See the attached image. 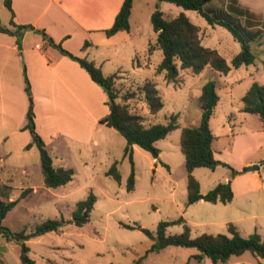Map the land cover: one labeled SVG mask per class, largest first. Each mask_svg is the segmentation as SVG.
I'll return each mask as SVG.
<instances>
[{"label": "rangeland", "instance_id": "obj_1", "mask_svg": "<svg viewBox=\"0 0 264 264\" xmlns=\"http://www.w3.org/2000/svg\"><path fill=\"white\" fill-rule=\"evenodd\" d=\"M157 8L165 13L166 18H173L180 11L186 12L182 7L166 0H135L130 32H123L99 48L110 59L105 67L107 74L117 72L116 64L120 59L129 62L130 50H138L134 54L135 61L142 59L147 64L133 70L126 63L127 70L118 72L119 91L121 94L137 91L145 80L153 79L164 99L162 110L155 116L151 115L140 93L127 101L130 108L144 115L147 123H167L170 115L178 114L180 128L156 142L161 149L159 158L163 162L137 146L134 151L135 187L132 190L127 187L133 166L129 158L124 157L127 140L115 128L107 127L108 140L99 147L91 146L84 158L83 153L76 150H64V164L75 171L73 180L50 192L40 190L38 194L28 192L24 197L20 196L19 206L11 210L3 220V224L12 231L27 233L34 231L37 225L47 219L64 220L59 230L25 241L30 248L28 255L37 264H187L189 255L197 253V248L168 246L160 251H150L154 240L141 228L156 231L162 220L184 217L193 237L209 230L214 233H228L225 227L205 226L201 223L213 215L217 219L220 210L207 212V205L211 204L187 205L188 172L180 147L181 129L200 123L199 97L212 71L211 68H206L200 74H193L188 69H180L176 81L167 80L165 72H156L163 59V52L156 49L149 54L148 50L150 44L156 42L157 34L151 16ZM187 12L194 23L210 32L203 43L217 48L231 62L241 50V43L234 35L224 26H210L206 18L195 10ZM11 15L4 0H0V19L4 24L13 27L9 19ZM124 38L131 42H125ZM251 45L257 55L256 62L233 67L228 75L222 77L219 89L221 99L212 119L213 132L219 136L216 145H226L229 142L227 128L232 122L231 112L238 117L237 128H259L258 115H253L254 120L247 124L240 123L243 114L239 110L242 106L241 97L254 82L264 84V62L260 59L264 50L259 48L260 42L257 40L252 41ZM119 46L121 50L117 51ZM262 150L264 148L260 151ZM115 161H119L121 182L107 174ZM193 174L201 180L203 190L206 191L219 180H223L226 174L230 175L231 170L227 166H219L215 170L199 167ZM34 179L32 184L40 182L39 173ZM90 193L96 196L90 218L83 225H77L73 211L76 204L85 200ZM183 229V224H174L167 228V233L177 234ZM11 241L17 244L12 249L8 264H24L20 260L22 242ZM5 251L6 248L0 247L1 261L4 260ZM246 255H251V252H246ZM205 260V264H211L210 258L206 257ZM188 264L198 263L192 259Z\"/></svg>", "mask_w": 264, "mask_h": 264}, {"label": "crops", "instance_id": "obj_2", "mask_svg": "<svg viewBox=\"0 0 264 264\" xmlns=\"http://www.w3.org/2000/svg\"><path fill=\"white\" fill-rule=\"evenodd\" d=\"M124 1L12 0L15 22L33 25L35 28L28 29L21 36L0 31V187L4 185L11 187L9 191L5 188L1 191L2 193L5 191L4 194L10 192L9 200L20 198L21 193L27 188L30 189L29 193L33 194H38L40 190L50 192L54 189L45 185L40 152L32 142L31 132L26 128L29 108L26 78L29 79L33 95L36 129L54 156L55 165L67 167L64 164L63 151L68 149L83 153L84 158V154L91 146L99 147L108 140L107 127L113 128L100 123V119L109 113L107 93L103 87L92 79L78 61L51 45L48 38L37 29L45 30L55 42L74 54L90 58L108 75L105 67L110 59L102 54L99 47L126 32L123 30L113 35L106 33V30L113 26ZM206 6L218 15L231 14L236 21L250 29L261 30V36L257 41L260 42L259 48L264 50V0H212ZM231 6L238 12H233ZM134 9L135 0L130 20ZM187 11L190 10L180 13L185 12L191 19ZM11 18L12 15L9 18L10 22ZM3 25L8 26L4 23ZM200 28L204 41L210 32L203 30L202 26ZM124 39L126 42L127 38ZM120 50V46L117 47V51ZM130 52L129 62L122 59L117 62V72L126 71L127 66L133 70L146 66L145 60L135 61L134 54L138 53V50L133 48ZM260 59L264 62V54ZM242 107L243 103L240 111ZM231 113L230 119L235 123L231 122L227 128L229 142L226 145L220 143L216 145L219 136L213 132L216 136L213 144L215 157L237 170L245 166L253 168L234 177L226 174L223 180H219L206 191L203 190L201 180L197 178L203 194L219 182L231 181L234 197L226 204L200 200L191 205L211 204L207 205V212L212 213L213 209L221 211L217 219L213 215L202 221L205 226H221L228 231V224L233 223L244 236L255 231L264 235V173L261 169L255 168L256 165H264V150L260 151L264 148V123L260 119L259 128L243 126L237 128L238 117ZM253 115L256 114L243 112L240 123L247 124L254 120ZM213 117L210 121L211 129ZM136 148L137 145H134V151ZM195 171L196 168L193 173ZM37 173L40 182L32 184ZM19 204L20 201L15 207ZM211 231L206 233L218 234ZM16 244L0 236V247L6 248L4 260L1 261L0 258V264H8ZM192 255H189L188 263L194 259ZM205 258L201 263L194 260L198 264H203ZM260 263L264 264V258L256 257L252 253L248 256L245 252L232 256L225 264Z\"/></svg>", "mask_w": 264, "mask_h": 264}, {"label": "trees", "instance_id": "obj_3", "mask_svg": "<svg viewBox=\"0 0 264 264\" xmlns=\"http://www.w3.org/2000/svg\"><path fill=\"white\" fill-rule=\"evenodd\" d=\"M166 1H170L185 10L197 11L211 25L226 27L241 43V50L229 62L218 49L206 46L203 43L200 26L194 23L185 12H181L173 18H166L165 13L157 8L151 16L157 37L156 42L150 44L148 52L152 54L156 49H161L163 52V59L157 67V73L165 72L167 80L176 81L180 74V69H188L193 74H200L206 68H211L212 71L199 97L202 111L199 125L185 126L181 129L180 147L185 156V166L188 172L187 205L194 204L200 200L226 204L231 202L234 197L231 181L228 183L219 182L214 188L203 194L200 181L194 176L193 171L198 167H208L215 170L218 166H227L231 170L232 177H234L253 168V166H245L241 170H237L229 163L215 157L213 144L216 136L211 129L210 121L221 99L219 89L222 77L227 75L233 67L238 68L242 65H250L256 62L257 57L252 49L251 42L260 38L261 30L250 29V27L236 21L231 14L218 15L206 6L212 0ZM4 3L12 14L11 25L14 29L3 25L0 19V31L21 36L28 29L35 28L33 25L17 24L14 20L15 13L12 0H4ZM231 8L234 10L233 12H238L235 7L231 6ZM132 9L133 0H125L113 26L107 29L106 33L113 35L119 31H129ZM37 30L48 38L51 45L59 48L63 54L78 61L89 72L92 79L106 91L109 113L100 119V123H105L107 126L115 128L127 140L124 157H128L133 165L127 185L128 189L132 190L135 187L134 145L150 152L155 159L158 158V160L163 162L159 158L161 149L156 145V142L167 137L173 130L180 128L178 114L170 115L167 123H147L144 115L132 110L127 101L140 93L147 103L149 113L154 116L157 115L165 103L153 79L145 80L137 91H127L121 94L117 87L118 72L106 75L102 68L93 60L78 56L65 49L60 43L55 42L45 30ZM87 44L88 42L85 46ZM26 91L29 96L26 128L32 134L33 144H36L39 149L45 185L51 188L66 185L73 180L75 171L69 167L55 165L46 142L36 129L34 101L28 78H26ZM241 101L243 103L241 109L243 112L258 115L264 123V84L257 81L254 82L241 98ZM118 164L119 161H115L107 170V174L112 176L117 182H121L122 175ZM4 188L9 191L11 187L6 185L0 187V234L8 240L22 242L21 262L24 264H37L28 255L30 248L25 244V241L50 231L59 230L64 220L47 219L29 233L26 231H12L3 224V220L7 213L18 204L20 198L9 200L10 192L5 194V191L1 192ZM29 191L30 189H25L21 196L24 197ZM2 197H6V199H2ZM95 203L96 196L90 193L85 200L76 204L73 218L77 225H83L89 220ZM174 224H183V231L177 234H168L167 228ZM128 226L134 227L132 225ZM141 230L154 240L150 251H160L168 246L194 247L197 248L198 252L193 254L192 258L199 263L205 257H208L212 264H225L232 256L241 255L245 252H251L256 257L264 258V235L255 231L248 236H244L233 223L228 224V233L210 234L204 232L196 237L192 236L191 228L184 217L175 220H162L158 224L156 231L145 227L141 228Z\"/></svg>", "mask_w": 264, "mask_h": 264}, {"label": "built area", "instance_id": "obj_4", "mask_svg": "<svg viewBox=\"0 0 264 264\" xmlns=\"http://www.w3.org/2000/svg\"><path fill=\"white\" fill-rule=\"evenodd\" d=\"M259 169H261L262 171H264V165L263 164H259Z\"/></svg>", "mask_w": 264, "mask_h": 264}, {"label": "water", "instance_id": "obj_5", "mask_svg": "<svg viewBox=\"0 0 264 264\" xmlns=\"http://www.w3.org/2000/svg\"><path fill=\"white\" fill-rule=\"evenodd\" d=\"M255 168H259V165H256Z\"/></svg>", "mask_w": 264, "mask_h": 264}]
</instances>
